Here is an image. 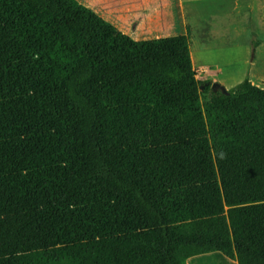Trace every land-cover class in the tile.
<instances>
[{
    "label": "trees",
    "instance_id": "16d2710c",
    "mask_svg": "<svg viewBox=\"0 0 264 264\" xmlns=\"http://www.w3.org/2000/svg\"><path fill=\"white\" fill-rule=\"evenodd\" d=\"M211 84L189 29L0 0V264H264V88Z\"/></svg>",
    "mask_w": 264,
    "mask_h": 264
},
{
    "label": "crops",
    "instance_id": "0c3cea01",
    "mask_svg": "<svg viewBox=\"0 0 264 264\" xmlns=\"http://www.w3.org/2000/svg\"><path fill=\"white\" fill-rule=\"evenodd\" d=\"M78 1L137 41L187 35L189 29L190 39L197 37L199 40V46L195 52L191 50L193 66L197 73L204 76L224 77L228 75L226 72L233 67V64H237L229 56H223L220 52L213 50L214 47L221 45L219 43L221 39L230 36L229 30L224 28L215 30L211 24L203 22L199 18V14L202 13H197L191 8L194 0H157L154 9L149 8V0ZM233 1L234 6H237L239 0ZM253 2L260 4V8H264V0H251V7H249L251 13L254 9L256 10ZM216 13L218 14V11L212 12V14ZM260 25V30L253 27L255 32L251 28L250 40L246 43L249 47L247 51L250 53L255 45L264 47V20ZM256 36L258 39H255ZM247 51L238 58L242 71L245 72L242 76L264 77V63H260L264 60L249 58ZM186 264H238V262L220 252H213L191 257Z\"/></svg>",
    "mask_w": 264,
    "mask_h": 264
},
{
    "label": "rangeland",
    "instance_id": "374dc122",
    "mask_svg": "<svg viewBox=\"0 0 264 264\" xmlns=\"http://www.w3.org/2000/svg\"><path fill=\"white\" fill-rule=\"evenodd\" d=\"M156 1L157 0H149L150 9H154ZM253 4L256 10L254 9L251 13L249 10V7H251V0H239V6H234L233 0H194V2L191 3V8L195 12L202 13L199 14V18L202 19L203 22L206 21L208 24H211L212 28L215 30H217V28H219V30L222 28L229 30L230 36L221 39V41H219L221 45L214 47L213 50L217 53L220 52L223 56H229L237 63L233 64V67L226 72L228 75L224 77L211 78L197 73V79L199 81L219 82L227 90H231L246 78L242 76L245 72L242 71V65L238 58L242 57V53L249 48L246 46V43L250 40L251 28L254 30L253 27L255 26L257 30H260V24L262 20H264V8H260V4L258 3L253 2ZM216 11H218V14H212V12ZM255 39H258V37L256 36ZM190 41L191 50L194 53L197 46H199V40L197 37H194L190 39ZM247 54L251 59L264 60V47L260 48L255 45L253 46V51L251 53L247 51ZM260 63H264V61ZM249 78L254 85L264 88V77L256 76Z\"/></svg>",
    "mask_w": 264,
    "mask_h": 264
},
{
    "label": "water",
    "instance_id": "95a60500",
    "mask_svg": "<svg viewBox=\"0 0 264 264\" xmlns=\"http://www.w3.org/2000/svg\"><path fill=\"white\" fill-rule=\"evenodd\" d=\"M211 88L214 92L221 91L224 94H229V90H227L224 86H222L219 82H213L211 84ZM203 89V88H201Z\"/></svg>",
    "mask_w": 264,
    "mask_h": 264
},
{
    "label": "clouds",
    "instance_id": "9594fccd",
    "mask_svg": "<svg viewBox=\"0 0 264 264\" xmlns=\"http://www.w3.org/2000/svg\"><path fill=\"white\" fill-rule=\"evenodd\" d=\"M219 156H220L221 159H224V158H226V153H224L223 151H221L219 153Z\"/></svg>",
    "mask_w": 264,
    "mask_h": 264
}]
</instances>
